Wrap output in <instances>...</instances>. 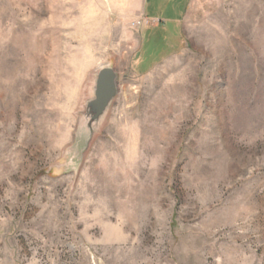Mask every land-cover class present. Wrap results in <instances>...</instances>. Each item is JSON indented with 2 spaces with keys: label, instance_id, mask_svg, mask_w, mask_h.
<instances>
[{
  "label": "rangeland",
  "instance_id": "1",
  "mask_svg": "<svg viewBox=\"0 0 264 264\" xmlns=\"http://www.w3.org/2000/svg\"><path fill=\"white\" fill-rule=\"evenodd\" d=\"M0 264H264V0H0Z\"/></svg>",
  "mask_w": 264,
  "mask_h": 264
},
{
  "label": "water",
  "instance_id": "2",
  "mask_svg": "<svg viewBox=\"0 0 264 264\" xmlns=\"http://www.w3.org/2000/svg\"><path fill=\"white\" fill-rule=\"evenodd\" d=\"M119 75L111 63L101 64L95 74L94 95L86 105L76 131L75 146L85 150L118 94Z\"/></svg>",
  "mask_w": 264,
  "mask_h": 264
}]
</instances>
